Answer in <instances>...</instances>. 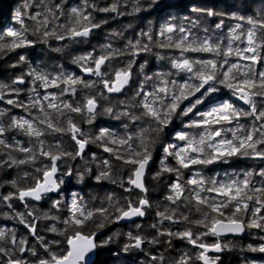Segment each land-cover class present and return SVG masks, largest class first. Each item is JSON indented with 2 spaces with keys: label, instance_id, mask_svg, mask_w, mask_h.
Masks as SVG:
<instances>
[{
  "label": "snow or ice",
  "instance_id": "1",
  "mask_svg": "<svg viewBox=\"0 0 264 264\" xmlns=\"http://www.w3.org/2000/svg\"><path fill=\"white\" fill-rule=\"evenodd\" d=\"M159 3L160 0H149L148 7ZM137 5L135 10L140 11L139 0ZM33 7L34 5L25 4L23 10L15 11L14 20L20 28H8L0 32V52L15 51L37 42L47 43L49 38L73 41L77 38L86 39L93 29L100 27V23H94L91 12L87 11L89 7L95 8L89 0H83L82 6L70 7L67 14L62 5L54 3L53 0H40V4L35 5L39 10L30 13L29 9ZM100 11L117 12V3ZM190 11L197 14V17L185 16L179 22L170 20L160 26L157 36L162 37L163 40L154 41L150 28L147 32L140 33L142 37H147L149 43H142L141 40L129 41L126 52L113 50L95 58L89 53L73 59L74 63L80 65L82 72L99 77V81H86L81 76L65 74L63 71L53 75L32 69L28 75L33 77V84L38 81L40 87L45 90L58 88L60 91L58 93L45 91V94L41 96L33 87L32 92L35 95L30 97L28 104L18 103L13 99L6 101L9 105L24 108L30 118L12 117L8 128L0 125V156H6V159H0V168H21L28 165L41 175L33 176L35 183L24 188L19 187L16 180L5 181L10 183L16 191L0 195V200L6 203L13 198L21 202L27 199L40 201L48 193L59 192L61 185L64 184V177L73 174L71 167L62 170L63 162L66 158L75 160L80 157L83 160L85 149L89 144H96L110 157L122 161V167L130 166L126 181L130 187L125 188V191L139 189L145 195L139 197L135 203L128 200L126 204L121 205L109 194L104 198L107 206H104L102 201L101 206L90 207L89 202L83 197L73 194L71 201L66 205L68 211L66 217L61 218L48 213H44L42 217L63 225L58 228L54 223L48 229L62 236L63 241H46L43 236L38 235L34 221L41 217L36 216L34 210L28 208L25 203V208L28 209L27 214L16 213V217L39 243L44 255H40L35 247L30 246L27 238L17 239L14 230L0 227V255L7 258L4 264H32L24 257L25 252L32 257H37L35 264H96L92 257L97 255V250L107 247L114 238L120 236L119 232H114L105 239H98L101 230L121 220L143 217L145 209L151 207L146 195L148 189L145 186L144 177L155 146L174 117H187L190 113L198 116L199 119L190 120L185 127L200 129V131L194 134L177 132L176 139L185 142L183 147L168 144L163 148L165 156L161 160V170L154 177L158 178L163 172L176 174V181L171 184L170 194L166 197V200L176 207H165L164 211L158 210L156 214L160 217V223L183 221L201 226L206 231L197 233L195 238L191 228L179 232L159 230L158 235L187 239L190 244L202 249L197 259L203 264H217L219 257H210L208 252H221L228 245L221 244L219 239L212 244L204 243L203 237L241 235L252 229L264 233V211H262L264 210V168L256 172L247 171L242 179L226 181L205 179L199 172L184 180L181 171V169L190 170L193 165H208L220 160L227 162V159L231 157L264 160V70L257 71L256 68L257 64H264V55H262L264 15L258 14L253 17L233 14L234 19L246 22L249 27L245 30L243 24L237 23L230 30L227 47L223 48L222 42L214 40L211 36L206 34L200 37L193 32V29L200 26L201 16L212 17L223 14L195 6ZM61 17H66V23H57ZM25 19L33 21V25L31 27L26 25ZM222 24L223 21L215 27L220 29ZM49 25L53 26L49 28ZM203 31L208 33L209 29L204 28ZM29 35L40 39L39 41L30 40ZM242 38L246 46L234 48L233 42L240 41ZM106 47L110 49L111 45ZM153 47L178 50L179 57L168 59L171 68L175 69L177 74H187V78L181 80L171 78L174 75L171 71H158L153 75H144L133 96L127 101L118 102L124 105V110L115 113L117 119L126 117L136 125L135 130L126 131L120 135L109 128H100L94 135L85 134L74 122L72 113L84 116L85 122L92 124L97 115H113L116 106H107L98 112L97 96H86L83 103L65 100L63 97L65 95L75 97L78 86L84 89L94 88L97 83H102L108 93L122 92L133 78L132 67L135 60H130L124 68L116 70L112 79L107 78L109 73L103 72L102 66L116 55L129 54L135 57L140 53H151ZM55 51L59 52L62 49L57 48ZM185 53H208L213 58L193 59L185 56ZM156 55L160 60L165 59L159 53ZM231 56H236L239 61H247V63H231L228 59ZM19 59L25 61L26 57L21 55ZM146 64L147 61L140 65L141 72ZM15 83H24L23 77H18L13 81V84ZM61 85L65 87L61 88ZM146 85L150 87V90H146ZM221 88L227 89L238 100L243 101L248 106V110L230 102H223L213 104L206 111H199L198 106L204 104L206 100L212 103V94L221 91ZM19 91L9 85L0 84V100H4L7 93L14 92L19 95ZM98 95L101 99H107L103 92ZM185 101H188V104L182 108ZM32 109L36 110L35 114L31 111ZM246 118H252V123L248 126L240 123L241 119ZM234 122L235 127H225L233 125ZM124 128L127 129L128 125L125 124ZM10 129H17L29 137L28 145L24 146L19 141L10 143L4 138L5 132ZM229 133L230 138L227 135ZM56 134L70 135L75 143V150H66L61 140L50 143L44 138ZM14 152L20 153L21 156L13 155ZM169 156L175 159L178 167L166 163ZM92 160H96L94 153ZM87 164L88 161H85V165ZM97 167L99 168L98 174L95 175L97 182L109 180L116 183L112 175L113 166L110 159L102 160ZM85 172L91 173L92 169L86 167ZM30 175L27 171L23 172L24 178ZM254 175L261 178L259 186L253 181ZM77 179L83 181L84 173L78 171ZM124 182L121 178V187L124 186ZM0 187H3V184H0ZM63 203L62 199L53 200L52 207L59 210ZM181 206L188 207L189 211L194 208L201 218L190 220L188 215L179 212ZM8 207H12L11 203H8ZM27 217H33V221H28ZM139 227L140 225H137V228ZM152 227L155 228L157 225L154 224ZM127 237L130 243L124 245L125 252L133 247L140 249L146 242L144 237L133 236L130 232L127 233ZM259 239L264 241V235H260ZM147 242L157 243L158 241L154 237ZM61 244L64 247H59ZM57 248L58 250H55ZM248 250L264 253V243L256 247L249 244ZM17 253H19L18 257ZM151 259L163 261V257L153 256ZM190 260L191 257L183 255L179 260L173 261V264H190ZM251 264L256 262L253 261Z\"/></svg>",
  "mask_w": 264,
  "mask_h": 264
},
{
  "label": "trees",
  "instance_id": "2",
  "mask_svg": "<svg viewBox=\"0 0 264 264\" xmlns=\"http://www.w3.org/2000/svg\"><path fill=\"white\" fill-rule=\"evenodd\" d=\"M54 3H60L65 10V14L72 6H82L83 0H53ZM90 4H94L95 8L89 7L88 12H91L93 22L100 23L99 28H95L86 39H76L75 41L70 39L57 40L55 38H49L47 43L37 42L32 46L25 48H18L15 51L0 52V84L9 85L11 88L19 89V95L14 92L7 93L4 96V100H0V125L8 128L11 124L12 117H25L30 118L28 112L21 107L9 105L6 103L8 99H13L18 103L28 104L30 97L35 94L32 92V88L35 87L41 96L47 92H59L58 88H48L45 90L40 87L39 82L33 84V77L28 75L32 69L37 71H44L55 75L56 73L63 71L65 74H75L81 76L86 81H99V77L85 78L81 73L80 65L73 62V59L78 56L93 54V57H99L108 51L117 50L120 52H126V46L129 41L135 42L141 40L142 43H149L147 37H142L140 33L147 32L150 28L152 29L153 40H163L162 37L157 36V32L161 25L165 24L170 20L179 22L183 17L189 16L196 18L197 14L192 13L190 9L195 7L212 9L216 13H222L223 15H216L208 17L203 15L200 17L201 23L198 28L193 29V32L200 37L204 35L211 36L214 40L222 42V47L226 48L228 43V36L231 28L237 23L244 25L246 30L249 27L246 22L238 21L233 18V14L253 16L256 17L258 14L264 15V0H160L158 5L148 7L149 0H139L140 11H136L137 0H89ZM113 3H117V12H103L100 9L110 7ZM25 4L34 5L33 8L29 9V12H35L39 8L35 5L40 4V0H0V32L6 31L8 28H20L14 20V13L17 10H23ZM223 21L222 27L217 29L216 24ZM58 24L66 23V17H61L57 22ZM25 24L31 27L33 21L25 19ZM53 25H49L51 28ZM204 28L209 29L208 33L203 31ZM58 31H62L58 29ZM30 40L39 41L40 38L37 36L29 35ZM11 39V38H8ZM111 45V48L106 46ZM246 46L244 38L240 41H234L233 47L243 48ZM60 48L62 51H55ZM156 53L164 56L165 59L160 60L157 58ZM23 55L26 57L25 61H20L19 57ZM185 56L193 59H209L213 58L208 53H185ZM264 55V51H262ZM180 52L176 49H161L152 48L151 53H140L133 57L129 54L116 55L110 61H106L103 68V72H108L107 78H114V73L120 68H124L127 63L134 59L135 64L132 67L133 78L129 85L118 95L108 96L103 87L102 83H97L94 88L84 89L80 86L77 88L75 97L65 95L63 99L84 102L86 96H97L98 108L97 111L101 112L104 107L115 105L113 115H97L92 124L85 122V117L72 113V118L76 122L81 130L87 135H94L98 133L100 128H109L116 133L123 135L126 131L132 132L135 130L136 125L132 124L126 117L117 119L115 113L117 111L124 110V105L119 104V101L129 100L134 91L139 87L140 82L143 80L144 75H153V73L161 72H173L174 75L171 78L181 80L186 79L187 74L178 73L175 69L171 68L169 57H179ZM222 59V58H219ZM231 63L240 62L247 63V61H239L236 56L228 58ZM147 61L143 72H141L140 65ZM93 66L94 65H90ZM227 67V66H225ZM257 71L264 70V64L256 65ZM18 77H23L24 83H15ZM151 84V82H149ZM65 87L61 85V88ZM146 90H150L148 85L145 86ZM103 92L107 99H101L98 93ZM199 95V94H197ZM212 103H208L207 100L204 104L199 105V111L208 110L213 104L230 102L238 107L248 110V107H243L239 104L237 97L227 89L221 88V91L212 94ZM188 104L185 101L183 108ZM35 114L36 110H31ZM196 110H194L195 112ZM192 119H199L198 116L190 113L187 117H174L172 122L164 129V132L160 135L158 143L155 146L152 157V166L148 172L145 180L146 188L148 189L147 198L151 204V207L145 209V215L140 219L129 225H121L119 222L107 225L101 230L98 239H105L111 236L114 232H119L120 236L114 238L113 242L107 247L97 250L96 264H173V261L179 260L181 256L187 255L191 257L190 264H203L202 261L197 259L198 254L201 252L200 248L190 244L187 239H180L178 237L167 235H158L159 230H171L172 232L183 231L186 228H191L194 233V238L197 233L206 231L201 226L179 222L172 223L169 221H163L160 223V217L157 216V211H164L165 207L175 208L176 205L171 204L170 201L166 200V197L170 194V186L176 181L175 173L163 172L158 178H154L157 172L161 170V160L164 158L165 153L163 148L168 144H176L183 147V141L176 139L177 132H189L196 133L200 129L185 127L186 124ZM139 122H137L138 124ZM241 124L246 126L252 123V118L241 119ZM127 124L128 128L125 129L124 125ZM225 127H235L233 125H226ZM230 138V133L227 134ZM10 143L15 141L21 142L24 146L28 145L29 137L24 135L17 129H10L5 132V137ZM50 143H55L56 140H61L63 146L68 151L75 150V143L71 140L70 135L56 134L55 136L44 137ZM87 152L82 160L77 157L75 160L65 159L62 165V170H66L71 167L73 174L71 176L64 177V184L61 185V192L58 195L51 194L43 198L40 203H34L30 201L21 202L19 199L13 198L9 202L0 200V227L14 230L17 239L27 238L30 246L37 249L40 255H44L43 249L40 248L39 243L32 237L28 229L19 222V218L16 217V213L27 214L28 209L25 208L27 203L28 208L34 210L36 216L41 217L36 219L34 222L37 226L38 235L43 236L46 241L59 240L63 241V237L57 233L48 231L49 227L54 223L58 228L63 227L52 220L43 219V214L48 213L49 215L59 216L64 218L68 215L66 205L71 201L73 194L89 202L90 207H99L101 202L104 201V206H107V202L104 200L106 196L111 194L114 201H119V204L124 205L128 200L135 203L139 197L144 196L133 189L131 192L125 191V188L130 187L127 184V177L129 175L128 168L130 166H123L122 161H117L110 155L103 151V148L98 147L96 144H89ZM93 153L96 155V160H92ZM13 155L20 157L21 154L14 152ZM0 159H6V156H0ZM104 159H110L112 162V175L116 180L113 183L109 180H103L97 182L95 175L98 174V164ZM85 161L88 164L85 165ZM47 163V161H45ZM170 166L178 167L173 157L169 156L166 161ZM37 166H40L37 164ZM89 167L92 169L91 173L85 172V168ZM102 167V165H101ZM264 168V161L255 158H244V157H231L224 160L216 161L208 165H193L191 169H181L183 172V179H189L194 173L199 172L205 177V179L214 178L217 181H226L228 179H242L243 174L247 171H259ZM27 171L31 175L27 178L23 177V172ZM84 173L83 181L77 179V172ZM40 173H36L35 169L31 166L25 165L21 168H0V195H7L9 192H15L16 189L11 186L10 183L5 181L16 180L19 187L32 186L35 181L32 179L33 176H40ZM123 178L124 186H120V180ZM261 178L259 176L253 177L254 183L259 186ZM187 194V193H186ZM95 198V199H93ZM62 199L64 203L60 206L59 210L52 207V201ZM8 203H11L12 207H8ZM264 211V210H262ZM179 212H182L189 216V219L194 221L200 219V214L195 211L194 208L189 211L188 207L181 206ZM16 217V218H14ZM28 221H33V217H27ZM157 225L153 228L152 225ZM137 225H140L137 228ZM132 233L133 236H142L146 239V242L140 249L130 248L127 252L123 251L124 245L130 243L127 237V233ZM259 230L252 229L247 231L244 238H228L221 240L222 244H227L228 247L223 250L220 256L209 255L210 257H219L217 264H251L255 261L256 264H264V253L252 252L248 250V245L251 244L253 247L259 246L264 241L259 239ZM156 238L157 243H148L147 241ZM203 242L212 244L215 243L217 238L214 236L203 237ZM59 247H64L61 244ZM55 250H58L55 249ZM19 256V253L16 254ZM163 257V261L157 259L153 261L151 257ZM24 257L27 258L32 264H35L37 257H32L28 252L24 253ZM6 257L0 255V264H4Z\"/></svg>",
  "mask_w": 264,
  "mask_h": 264
},
{
  "label": "water",
  "instance_id": "3",
  "mask_svg": "<svg viewBox=\"0 0 264 264\" xmlns=\"http://www.w3.org/2000/svg\"><path fill=\"white\" fill-rule=\"evenodd\" d=\"M77 39H84V38H77ZM103 67H104V66H102V68H103ZM101 70H102V69H101ZM82 74H83L86 78H92V77H94V76H90V75H88V74H86V73H84V72H82ZM120 93H121V92H120ZM120 93H108V92H107V94L110 95V96L118 95V94H120ZM238 102H239V104L242 105L243 107H246V108L248 107L247 105H245V104L243 103V101H240V100H239ZM87 149H88V147H86V149H85V153L87 152ZM85 153H84V155H85ZM259 160H260V159H259ZM261 161H264V160H261ZM151 166H152V161H150L149 166H148V168H147V171H146V174H145V177H144V183H145L146 177H147V175H148V172H149ZM58 175H59V174H58ZM145 186H146V185H145ZM134 190H136L137 192H139V193L145 195V193L140 192L139 189H134ZM60 192H61V188H60V191H59V192H52V193H48L47 195H51V194H56V195H58ZM146 194H147V193H146ZM47 195H46V196H47ZM46 196H45V197H46ZM26 201H31V202H34V203H39V202H41V200H40V201H34V200H31V199H27ZM139 218H140V217H133L132 219L121 220V221H120V224H122V225L133 224V223L137 222V221L139 220ZM246 233H247V231H246L244 234H241V235H232V234H228V235H225V236H222V237H219V238L216 237V238L219 239L220 242H221V240L228 239V238H238V239H241V238H244V237L246 236ZM99 236H100V234H99ZM221 244H222V242H221ZM200 250L202 251V249H200ZM222 253H223V251H221V252H212V251H210V252H208V255L220 256ZM96 257H97V255L94 256V257H92V259L96 261Z\"/></svg>",
  "mask_w": 264,
  "mask_h": 264
}]
</instances>
